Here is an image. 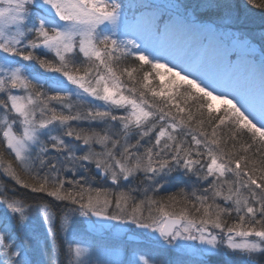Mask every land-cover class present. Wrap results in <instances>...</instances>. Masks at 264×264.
<instances>
[{
    "label": "snow or ice",
    "instance_id": "snow-or-ice-1",
    "mask_svg": "<svg viewBox=\"0 0 264 264\" xmlns=\"http://www.w3.org/2000/svg\"><path fill=\"white\" fill-rule=\"evenodd\" d=\"M127 7L122 0H0V143L14 158L0 151V175L74 206L59 217L65 231L79 213L134 225L161 246H223L260 264L264 48L257 91L251 77L228 74L231 58L197 65L166 47L159 37L170 17L146 12L129 23ZM92 167L119 191L94 187ZM132 181L142 187H122ZM168 187L176 191L157 195ZM0 205V264H30L31 237L20 238L9 215L23 222L28 206L3 193ZM43 208L55 241L57 215ZM64 245L67 264H91V249L75 234ZM58 250L53 243L52 255ZM139 261L150 264L143 255Z\"/></svg>",
    "mask_w": 264,
    "mask_h": 264
},
{
    "label": "rangeland",
    "instance_id": "rangeland-1",
    "mask_svg": "<svg viewBox=\"0 0 264 264\" xmlns=\"http://www.w3.org/2000/svg\"><path fill=\"white\" fill-rule=\"evenodd\" d=\"M151 13V11H144V13ZM143 13V14H144ZM139 18L135 19L138 20ZM135 20H131L128 22L133 23ZM177 23H172L171 26L173 27ZM180 25V24H179ZM175 33L180 34L179 31L172 30ZM181 36H178L175 40H173L171 37H169L168 41L163 43L166 47L170 48V50L179 53V54H187L189 57L190 54L188 52L192 53L190 49V40L195 39V36L193 32L190 33L189 28L182 27L181 29ZM184 37V38H183ZM135 38V37H130ZM189 39V40H188ZM231 45H222L220 47V43H212L209 46V50L206 54L204 65H214V66H223L226 60L227 52L230 51ZM233 47L237 48V50H248L252 51L254 48L259 47L255 46L250 41H243L239 42L237 44H234ZM261 59V57H260ZM260 59L257 60H244L241 59L239 61V65L237 71L234 72L233 78L240 76V77H251V84L252 86L258 91L260 87V76H259V63ZM243 83V81H241ZM99 126V125H97ZM100 178V177H99ZM99 178L96 177V180L93 181V183L99 182ZM10 182L9 185H12L13 188L18 186L15 184L14 181H12L10 178H6L2 175H0V189H2L3 184L1 182ZM94 185V184H93ZM105 185H109L108 183H105ZM136 187H138L136 185ZM10 190V189H9ZM119 191V190H118ZM13 190L11 191V193ZM136 195V193H133ZM48 200L50 199L52 201L50 206V210H52V206L55 204H60V202L56 201L54 198L48 196ZM50 203V202H49ZM45 205V204H44ZM37 206L34 208V211L31 213L33 215L30 216L26 210V216L28 217L27 220L20 222L18 217V222L14 221V218L17 216L15 214H11L9 212V215L12 217L11 223L14 227L19 226L21 228V231L23 233L22 236H20L17 232L16 234L20 238L25 237H31L33 247L29 250L28 255L26 256V259L30 262V264H50L51 261H55V264H67V258L65 255L63 249H61V255L59 258L52 255V246L55 241L51 239V237L48 235V225L45 223L43 219V213H44V206ZM70 207L67 203H61L59 208L61 209V212L59 213V217L63 214V212L69 211ZM68 208V209H67ZM67 209V210H66ZM6 209L3 205H0V226L5 223L4 218V212ZM30 211V210H29ZM15 215V217H14ZM71 223H75L77 225H80L78 228L72 229L69 233L71 236L75 234L78 239L83 243V246L89 247L91 249L90 254L86 259H88L91 264H131L132 261H135L136 264H142V262L139 261V257L141 255L145 256L150 264H155L156 262H159V264H208L207 262L203 261V256H210L215 259H217V263L214 264H243L245 263L244 257L239 254H233L231 250H227L223 246H221L219 249H215L212 251H200L198 248L193 247H185L183 249H176L169 246H161V244H158L154 241H150L148 239H145V241L142 242H134L129 241L126 239V234L129 230L130 224L122 223L117 221L113 226H110L106 230L104 226L99 225L95 223L90 217H84L79 215V213H71L68 225ZM57 225L61 226L60 219L55 221L54 227L56 228ZM59 226L56 228L59 232L61 231V228ZM35 229H38L43 236L46 243L43 241L32 237V233L35 231ZM63 229V228H62ZM38 234V233H37ZM62 234H65V231L62 230ZM140 234H144V231L142 230ZM158 235V234H157ZM70 236V237H71ZM66 235L62 236L60 238L61 240H65ZM61 246H62V241ZM104 243V245H107L106 247H101V245ZM187 244H195L199 245V242H186ZM201 247H207V246H201ZM65 249V247H63ZM130 250V255H127V251ZM164 250V251H162ZM164 252V256L162 258L160 257V260H157L154 262L155 257L154 253H158L159 255ZM0 258H4L2 252H0ZM154 259V260H153ZM260 261V264H264V257L258 258ZM162 261V262H161Z\"/></svg>",
    "mask_w": 264,
    "mask_h": 264
},
{
    "label": "trees",
    "instance_id": "trees-1",
    "mask_svg": "<svg viewBox=\"0 0 264 264\" xmlns=\"http://www.w3.org/2000/svg\"><path fill=\"white\" fill-rule=\"evenodd\" d=\"M152 2H158L160 4H163L165 6H172L175 5L177 7H171L174 10H176L178 13L182 15H186L187 17H194L198 21H204L209 23H215L216 25L221 24V19H229L231 16H233L236 11L237 13H248L250 12L255 13L256 15H259L260 17H264V7H258L254 6L252 3L249 2V0H150ZM261 3V0H256V5H259ZM239 4H242V6H239ZM234 6V7H233ZM250 9V10H247ZM256 33H259L262 37V43L264 44V32L260 29H254ZM130 63L132 61H129ZM100 127V126H97ZM0 151L4 152L5 159H13V156L6 150L5 146L0 143ZM21 175L24 176L25 174L21 172ZM89 178L93 181L96 180V176L93 173L92 169H90ZM137 182H131L130 185H123L124 187L131 186L133 188H137ZM10 182L4 183L3 181L1 184H3L2 189H0V193L6 194L8 196L14 195L16 198L21 199L25 202L27 209L36 208L37 206H42V204H51L52 201L47 198L48 195L45 193H34L30 189H25L22 186L18 185L15 188H13V192L11 193L12 185H9ZM94 187H110L112 186L105 185V183L102 182H96L93 183ZM139 184V183H138ZM122 186V187H123ZM138 186V185H137ZM139 187V186H138ZM10 189V190H9ZM114 191H118L119 189L113 188ZM176 189L161 192L157 195L159 196H167L169 192H174ZM50 202V203H49ZM60 204H55L52 206L53 211L56 213V215H59L61 212V209L59 208Z\"/></svg>",
    "mask_w": 264,
    "mask_h": 264
},
{
    "label": "water",
    "instance_id": "water-1",
    "mask_svg": "<svg viewBox=\"0 0 264 264\" xmlns=\"http://www.w3.org/2000/svg\"><path fill=\"white\" fill-rule=\"evenodd\" d=\"M94 217L96 218V220L98 222H103L106 226H109L111 224V222H112V221L105 220V219H103L101 217H96V216H94Z\"/></svg>",
    "mask_w": 264,
    "mask_h": 264
},
{
    "label": "bare ground",
    "instance_id": "bare-ground-1",
    "mask_svg": "<svg viewBox=\"0 0 264 264\" xmlns=\"http://www.w3.org/2000/svg\"><path fill=\"white\" fill-rule=\"evenodd\" d=\"M239 6H242V4H239ZM234 7V6H233ZM247 10H250V9H247ZM142 187V186H141Z\"/></svg>",
    "mask_w": 264,
    "mask_h": 264
}]
</instances>
